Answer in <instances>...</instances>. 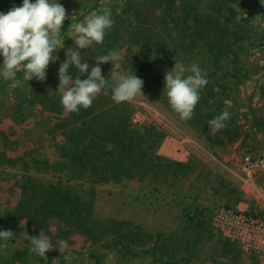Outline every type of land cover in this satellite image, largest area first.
Here are the masks:
<instances>
[{"label":"trees","instance_id":"trees-1","mask_svg":"<svg viewBox=\"0 0 264 264\" xmlns=\"http://www.w3.org/2000/svg\"><path fill=\"white\" fill-rule=\"evenodd\" d=\"M60 2L68 17L61 29L65 48L73 44L67 37L72 34L68 27L71 16L73 22L82 20L109 4L114 24L102 43L81 49L87 55L83 58L93 65L95 55L112 48L119 50L123 57L120 71L126 74L132 68L143 80L146 97L161 102L178 118L162 92L164 72L175 60L186 66L198 63L208 80L200 89L191 119H179L213 144L223 142L224 135H236L229 130L237 120L234 95L229 87L217 81L223 79L228 64L236 70L238 54L234 49L254 31L252 16L264 12L259 0ZM252 2L258 10L253 9ZM20 3L21 0H0V11L6 12L12 4ZM262 40L258 44L264 47V37ZM64 50L60 49L57 61L49 63L44 81L24 80L22 68L16 70L14 80L0 78V167L19 165L15 174L0 178V229L12 230L14 237L9 242L20 246L13 252L5 250L6 254L0 255V264H73V246L78 238L83 242L78 249L89 250L93 264H102L106 252L91 247L104 241L117 252L148 255L159 264H178L179 260H172L173 256L164 249L171 234L165 226L145 224L140 229V225L124 219L95 217V195L101 184L124 180L143 183L147 177L149 185L161 182L171 189L179 178L175 167L181 164L164 159L169 164L164 171L162 165L153 161L161 158L156 151L162 135L134 123V105L130 101H113L111 88L97 93L89 107L67 111L60 103L61 92L57 89V70L64 59ZM111 67L110 62L102 63V74L108 77ZM70 71L76 75L77 70L71 66ZM222 109L229 111L230 119L225 127L215 128L210 117ZM45 145L51 151L48 157L41 152ZM214 213L210 218L212 230ZM187 218L189 243V238L202 230L199 224L205 220V214L196 209L187 212ZM39 232L48 234L54 245L60 239L66 240L68 249H50L46 260L36 256L29 246L31 236ZM137 234L142 235L141 239L133 240ZM218 237L224 239L220 234ZM189 246L186 245L187 249Z\"/></svg>","mask_w":264,"mask_h":264},{"label":"rangeland","instance_id":"rangeland-1","mask_svg":"<svg viewBox=\"0 0 264 264\" xmlns=\"http://www.w3.org/2000/svg\"><path fill=\"white\" fill-rule=\"evenodd\" d=\"M251 5L254 10H258L259 7L255 3L252 2ZM251 24L254 25V31L244 37L242 45H237L234 49L238 54L236 70H232V65L228 64L223 79L217 81L233 90L234 95L239 84L244 83L250 87L252 81L260 75L264 78V47L258 44L264 37V12L255 13ZM70 39L72 40L71 37ZM130 102L135 109L133 122L145 125L162 135V141L156 151L161 158L153 161L162 165L160 168L164 171L169 168L164 159H184L187 165L175 167L179 178L171 189H167L161 182L151 186L147 177L143 183L124 180L116 184H101L97 187L95 195V217L124 219L140 225V229H143L145 224L165 226L170 229L171 234L164 249L169 256H173L172 260H179L178 264H264V258L254 251L241 249L236 244L231 245L224 237L220 239L219 233L212 230L210 224L213 211L221 207L230 208L227 204L228 197L243 200V209H238L239 211L264 217V176L261 181L253 180L254 175L264 174L259 172L248 177L242 174L239 169L241 159L227 158L232 151L226 145L215 146L208 139L190 130L175 114L169 113L161 102L147 98L143 90L142 94ZM213 132L214 130L211 131ZM44 147L41 152L45 157L50 156V149L46 145ZM18 168L19 165L0 167V178L15 174ZM160 170L158 169V172ZM154 188L157 191L152 192L151 189ZM196 209L203 210L205 220L203 218L199 224H202V230H199L196 236L190 237L188 243L186 241L190 236V226L187 212L193 213ZM141 236L137 234L133 240H140ZM80 240L82 239L78 238L74 243L72 263L93 264L89 258V250L80 252L78 249L80 243H83ZM105 242L91 247L106 252L102 264H159L148 255L134 256L130 252H117L112 249L110 243ZM187 244H190L188 249ZM18 247L20 246H17L16 242H9L6 251L13 252Z\"/></svg>","mask_w":264,"mask_h":264},{"label":"clouds","instance_id":"clouds-1","mask_svg":"<svg viewBox=\"0 0 264 264\" xmlns=\"http://www.w3.org/2000/svg\"><path fill=\"white\" fill-rule=\"evenodd\" d=\"M264 5V0H259ZM120 9H116L118 14ZM68 18L66 9L60 0H21L5 12L0 11V78L14 80L16 70L23 69V79L37 81L46 79V69L50 62L59 59L58 53L64 48V59L57 70L58 88L61 92L60 103L70 112L89 107L95 95L106 87L111 88V97L116 103L130 101L142 94L143 80L133 69L125 73L122 67L123 57L119 50L108 49L106 53L95 55V64L90 65L84 59L87 56L81 49H88L94 43L103 42L106 32L114 24L113 9L104 4L100 10L89 13L82 20L71 22L73 44L65 48L61 38L64 20ZM110 62L111 72L108 77L102 74L101 64ZM70 66L76 71L74 76ZM116 71V75L113 72ZM86 74V75H85ZM81 75L85 78L81 79ZM208 76L198 63L187 66L179 60L164 72L162 92L167 97L170 107L181 120L192 117L200 89L206 84ZM230 113L222 109L210 117L215 128L225 127ZM14 232L0 229V255H4ZM68 242L60 239L56 245L46 233L31 236L29 251L36 256L47 259L46 252L57 248L68 249Z\"/></svg>","mask_w":264,"mask_h":264},{"label":"crops","instance_id":"crops-1","mask_svg":"<svg viewBox=\"0 0 264 264\" xmlns=\"http://www.w3.org/2000/svg\"><path fill=\"white\" fill-rule=\"evenodd\" d=\"M260 76L252 81L250 87L244 83L239 84L236 95H234L233 90H230L236 102L234 108L237 120L234 127H230L229 130L236 135L232 137L224 135L222 140L226 139L225 141L214 144L215 146L226 145L232 151L227 156L230 160L241 159L247 154L258 155L264 150V78ZM174 162L181 164V166L187 165L184 159ZM254 176L253 180L261 181L264 175L257 174ZM227 204L235 210L243 209V200L238 197L235 199L228 197ZM230 244L233 243L230 242ZM223 245H225L224 242ZM240 255L242 256V254Z\"/></svg>","mask_w":264,"mask_h":264},{"label":"built area","instance_id":"built-area-1","mask_svg":"<svg viewBox=\"0 0 264 264\" xmlns=\"http://www.w3.org/2000/svg\"><path fill=\"white\" fill-rule=\"evenodd\" d=\"M239 169L245 176L264 174V151L258 155H245ZM214 230L241 249L254 251L264 258V217L232 208L217 209L212 218Z\"/></svg>","mask_w":264,"mask_h":264}]
</instances>
